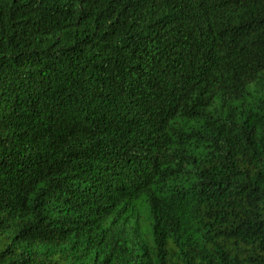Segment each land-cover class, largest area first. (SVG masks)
<instances>
[{
	"label": "trees",
	"instance_id": "1",
	"mask_svg": "<svg viewBox=\"0 0 264 264\" xmlns=\"http://www.w3.org/2000/svg\"><path fill=\"white\" fill-rule=\"evenodd\" d=\"M0 264H264V0H0Z\"/></svg>",
	"mask_w": 264,
	"mask_h": 264
}]
</instances>
